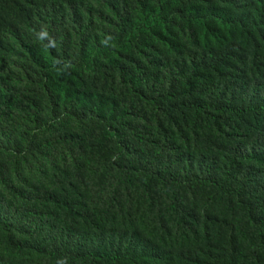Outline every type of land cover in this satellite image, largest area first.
Returning a JSON list of instances; mask_svg holds the SVG:
<instances>
[{
  "label": "trees",
  "instance_id": "1",
  "mask_svg": "<svg viewBox=\"0 0 264 264\" xmlns=\"http://www.w3.org/2000/svg\"><path fill=\"white\" fill-rule=\"evenodd\" d=\"M264 264V0H0V264Z\"/></svg>",
  "mask_w": 264,
  "mask_h": 264
},
{
  "label": "clouds",
  "instance_id": "2",
  "mask_svg": "<svg viewBox=\"0 0 264 264\" xmlns=\"http://www.w3.org/2000/svg\"><path fill=\"white\" fill-rule=\"evenodd\" d=\"M61 264H63V262H61Z\"/></svg>",
  "mask_w": 264,
  "mask_h": 264
}]
</instances>
